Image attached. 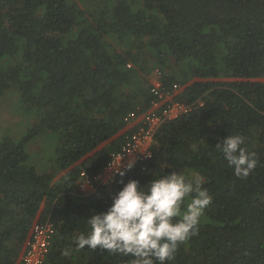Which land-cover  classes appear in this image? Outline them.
<instances>
[{
  "label": "trees",
  "instance_id": "1",
  "mask_svg": "<svg viewBox=\"0 0 264 264\" xmlns=\"http://www.w3.org/2000/svg\"><path fill=\"white\" fill-rule=\"evenodd\" d=\"M99 1L87 10L76 0H0V57L23 58L0 67V96L15 87L40 113L22 139H0V264H17L45 220L55 234L44 264H131L74 239L124 183L145 185L164 167L212 196L197 234L167 264H264V0ZM156 70L167 88L180 85L176 99L203 105L159 127L148 161L82 193L81 172H99L126 141L125 116L151 108ZM45 132L58 146L54 171L40 172L26 143ZM236 134L257 159L246 178L216 147Z\"/></svg>",
  "mask_w": 264,
  "mask_h": 264
},
{
  "label": "clouds",
  "instance_id": "2",
  "mask_svg": "<svg viewBox=\"0 0 264 264\" xmlns=\"http://www.w3.org/2000/svg\"><path fill=\"white\" fill-rule=\"evenodd\" d=\"M216 147L224 153L237 177H247L256 167L254 152L245 146V137L228 135ZM135 161L127 165L131 169ZM154 171L141 185L130 179L112 199L106 211L86 219L88 231L75 237L77 249H96L131 258V264H167L181 243L196 235L204 210L212 196L197 178L183 172ZM120 176L124 170H118Z\"/></svg>",
  "mask_w": 264,
  "mask_h": 264
},
{
  "label": "built area",
  "instance_id": "3",
  "mask_svg": "<svg viewBox=\"0 0 264 264\" xmlns=\"http://www.w3.org/2000/svg\"><path fill=\"white\" fill-rule=\"evenodd\" d=\"M128 66L131 67V64ZM149 80L153 95L151 108L143 114L132 111L125 116L126 129H131L126 141L120 150L111 154V159L99 172L94 175L85 170L81 172L79 188L82 193H92L99 186H112L119 176L118 170L125 171L130 161H148L153 155L151 145L159 127L191 111L193 107L203 105L200 98L193 102L176 99L177 93L181 91L180 85L175 83L172 89L167 88L163 73L159 70ZM135 121L136 128H133ZM54 234L55 228L50 220L35 223L17 264H44Z\"/></svg>",
  "mask_w": 264,
  "mask_h": 264
},
{
  "label": "rangeland",
  "instance_id": "4",
  "mask_svg": "<svg viewBox=\"0 0 264 264\" xmlns=\"http://www.w3.org/2000/svg\"><path fill=\"white\" fill-rule=\"evenodd\" d=\"M76 1L87 8V10H92L94 7H97L98 2H100L99 0ZM78 30L79 27L73 30V36L77 34ZM22 62L21 52L16 55L0 57V67L3 68ZM218 66H221L220 58H218ZM154 72L149 74L150 79L154 76ZM39 122V110L26 107L22 103L15 87H11L0 96V139L10 136L18 141L28 134L30 129ZM57 146V139L53 132H45L39 136H34L26 143V150L30 156L29 163L34 165L40 172L54 171ZM204 218L203 215L202 220Z\"/></svg>",
  "mask_w": 264,
  "mask_h": 264
},
{
  "label": "crops",
  "instance_id": "5",
  "mask_svg": "<svg viewBox=\"0 0 264 264\" xmlns=\"http://www.w3.org/2000/svg\"><path fill=\"white\" fill-rule=\"evenodd\" d=\"M136 123H137V121L134 122V125H135ZM134 125H133V126H134Z\"/></svg>",
  "mask_w": 264,
  "mask_h": 264
}]
</instances>
